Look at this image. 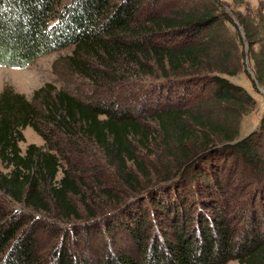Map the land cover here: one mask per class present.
I'll return each instance as SVG.
<instances>
[{
  "label": "trees",
  "instance_id": "trees-1",
  "mask_svg": "<svg viewBox=\"0 0 264 264\" xmlns=\"http://www.w3.org/2000/svg\"><path fill=\"white\" fill-rule=\"evenodd\" d=\"M183 1L0 0L1 66L24 68L43 54L72 47L67 56L70 67L94 83L100 81L99 85H103L98 67L114 69L118 64H131L148 75L159 72L165 81L162 84L165 91H178L175 95L178 106L163 107L149 117L140 118L135 115L133 105L118 102L114 106L108 100L87 99L82 94L56 89L51 84L33 93L35 97L43 94V116L24 95L10 88L4 89L0 93V165L3 168H0V191L3 194L36 211L49 212V203H52L61 217L77 216L69 195H80V189L68 169L60 168L52 149L43 150L33 143L27 145L25 152L20 149L19 143L24 141L21 130L27 125L45 136L38 126L39 120L53 124L56 130L69 136H85L106 156L113 157L132 191L138 189L135 186L138 181L126 162L132 161L144 172V165L136 158L138 148H148L160 133L166 146L172 143V151L183 152V156L173 153L174 172L166 168L157 172L162 182L173 180L182 172V176L177 175L179 178L193 179L186 168L193 166L194 161L202 160V163L207 161L210 179L220 189L221 173L224 170L228 173L231 168L227 169L223 162L230 156L236 167L242 163L246 171L252 170L256 174L254 181L261 180L264 187V168L256 142L264 138V122H261L260 130L235 139V133L226 135L223 126L199 115L194 118L202 124L198 133V129L186 123L189 112L181 104V98L187 96L189 81L194 80L195 75L209 72L210 95L214 102L223 106L240 105L245 103L244 97L247 102L255 103L252 96L222 75L226 70L220 65L228 59L225 53L230 54L226 43L232 33L237 48L247 47L245 52L251 71L258 85L264 87V2L258 0L253 5L250 0H232L230 5L220 0H190L188 6H182ZM214 55L219 64L210 66L209 61ZM230 73L237 74L234 70ZM166 94L170 96L169 92ZM147 95L143 93V97ZM150 117L156 119L159 133L144 124L143 120ZM204 128L208 136L213 131L226 135V143L214 145V139L203 133ZM200 138L204 143L201 142L202 147L198 150L191 143H197ZM184 145L189 149L186 150ZM202 152L207 154L201 157ZM59 173L61 177L57 179ZM256 182L251 186L254 192L258 190ZM43 184L49 188L51 202L43 195ZM211 187H206V195L201 196L202 191L198 192L197 196L203 200V211H208L211 206L219 207ZM151 202L156 209L161 205L157 200ZM222 203L221 213L226 209V201ZM201 209L194 217L198 224L193 231L185 234L182 221L175 241H168L163 247L157 243L143 244L147 241L144 220L130 217L134 224L130 233L140 260L124 250L108 251L109 254L98 258L97 263H90L81 257L73 243L66 241L40 249L36 233L43 225L27 222V218L17 211L9 214L0 202V264H140L142 261L143 264H229L233 259L237 264H264V222L260 227L259 219L250 215V223L240 236L238 228L226 222L227 217L212 213L209 219Z\"/></svg>",
  "mask_w": 264,
  "mask_h": 264
},
{
  "label": "rangeland",
  "instance_id": "rangeland-1",
  "mask_svg": "<svg viewBox=\"0 0 264 264\" xmlns=\"http://www.w3.org/2000/svg\"><path fill=\"white\" fill-rule=\"evenodd\" d=\"M68 1L63 0V2ZM220 1L230 5L232 3V0ZM255 2L253 5L257 3ZM189 4L190 0H184L182 6ZM234 21L236 22L235 19ZM180 38L184 39V36ZM227 39L226 44L229 45L230 54L225 53L228 59L220 65L226 70V73L222 75L252 96L255 103L247 102L244 97L242 98L245 103L240 105L223 106L214 102L210 95L212 85L208 79L209 72L195 75L196 77L192 76L195 79L189 81L187 96L181 98L183 102L181 104L189 112L186 123L189 127L198 129V133L202 130V124L196 121L195 117L202 115L205 119H211L215 124L223 126L226 135L235 133L233 136L239 139L253 131L260 130V124L264 122V93H260V90L264 91V87L258 85L251 71L250 61L245 52L247 47L237 48L236 38L232 33H229ZM71 51L72 47H68L61 51L43 54L24 68L0 65V93L10 88L24 95L43 116L45 113L42 112L43 94L40 93L39 97H35L33 93L47 84H51L56 89L64 88L77 92L87 99L108 100L114 106H117L118 102L128 106L133 105L135 115L140 118L149 117L157 109L163 107L178 106V98H175L178 91L177 93L175 90L165 91L162 87L165 81L159 72L155 71L153 75H148L131 64H118L114 66V69L98 67L99 75L103 80L101 82L103 85H99L100 81L94 83L72 70L67 58ZM240 53H242L241 58H239ZM218 64L217 55H214L208 65L217 66ZM155 69L156 67H153V70ZM232 70L237 74L232 75L230 73ZM167 92L170 96L166 94ZM143 93L148 94L147 97H143ZM143 121L150 129L160 132L155 118L150 117ZM38 126L45 136L43 137L27 125L21 130L24 141L19 143L20 149L25 152L29 143L43 150L51 148L59 159L60 168L68 169L81 192L77 196L69 195L71 204L77 209V216L61 217L52 203H49V212L36 211L22 203L12 201L0 191V202L6 206L9 214L17 211L19 215L27 218V222L35 221L43 225L36 233V239L40 242L39 247L42 250L49 245L66 241L73 243L76 251L81 253V257L90 263H97V259L108 251L115 253L126 250L139 257L136 243L130 233L134 224L129 218L144 220L143 228L147 241H143V244L157 243L163 247L166 242L175 241V235L182 221L185 223L183 227L185 234L190 230L193 231V228L197 226L198 220L194 217L201 209L203 202L201 197H198V192L202 191L201 196L206 195L205 192L208 194L206 190L208 185L212 186L211 189L212 192L214 191L218 200L216 204H219V207L211 206L208 211L201 209L207 218L211 219L212 213L227 217L226 222L238 228L237 232L240 236L248 227L250 215L259 219L260 227L264 222V187L261 185V180L254 181L256 174L252 170L246 171L242 163L236 167L230 156L223 162L227 169L231 168L228 173L227 170L221 173L218 179L222 183L220 189L216 188L210 179L207 161L202 163V160H196L193 166L186 168L189 175L194 176L193 179L179 178L178 176L183 175L182 172L181 175L176 173L178 176L176 175L173 180L162 182L158 179L157 172L164 168L174 172L172 170L175 167L173 153L183 156V152L174 149L172 151V143L168 144L170 147L166 146L160 133V136L150 143L148 148H138L136 158L144 165V172L139 170L132 161L126 162V166L138 181V185H135L138 189L132 191L130 185L123 180V172L118 166L119 163L113 157L106 156L103 150L88 138L80 135L69 136L66 132L56 130L53 124H45L40 120ZM204 130L205 128L203 129L205 136L214 139V145L226 143L224 142L226 135L223 133L213 131L208 136ZM262 135L264 136V132ZM201 142L204 143L202 138L197 140V143L192 142L191 144L196 145V149L199 150ZM256 142L259 144V159L264 168V138L257 139ZM184 148L189 149L186 145ZM205 154L207 153L202 152L201 157ZM0 168L3 169L1 165ZM60 177L61 173L58 174L57 179ZM255 182L258 187L256 192L252 188ZM41 186L46 200L51 202L47 184ZM152 200L159 201L161 205L156 209ZM224 200L226 209L221 213L223 210L221 204ZM228 207L230 209H227ZM181 208L185 211L181 212ZM140 264H143V261ZM229 264H237V261L233 259Z\"/></svg>",
  "mask_w": 264,
  "mask_h": 264
},
{
  "label": "crops",
  "instance_id": "crops-1",
  "mask_svg": "<svg viewBox=\"0 0 264 264\" xmlns=\"http://www.w3.org/2000/svg\"><path fill=\"white\" fill-rule=\"evenodd\" d=\"M255 1L257 2L258 0H250V2H251L252 4H253V2H255ZM256 2H255V3H256ZM263 2H264V0H263Z\"/></svg>",
  "mask_w": 264,
  "mask_h": 264
},
{
  "label": "water",
  "instance_id": "water-1",
  "mask_svg": "<svg viewBox=\"0 0 264 264\" xmlns=\"http://www.w3.org/2000/svg\"><path fill=\"white\" fill-rule=\"evenodd\" d=\"M257 84V83H256ZM260 93H264V91L260 90Z\"/></svg>",
  "mask_w": 264,
  "mask_h": 264
}]
</instances>
